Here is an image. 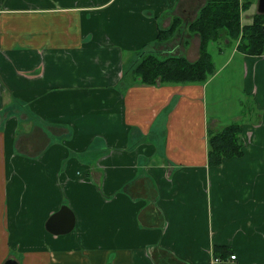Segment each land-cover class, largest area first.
Wrapping results in <instances>:
<instances>
[{"label":"crops","instance_id":"1","mask_svg":"<svg viewBox=\"0 0 264 264\" xmlns=\"http://www.w3.org/2000/svg\"><path fill=\"white\" fill-rule=\"evenodd\" d=\"M186 1L0 0V264H264V219L226 212L229 200L254 207L263 188L264 124L244 115L243 155L206 161L208 133L229 125L207 88L227 92L214 82L238 59L247 112H264V55L231 45L239 55L202 84L148 86L131 73L143 53L198 59L188 25L203 0ZM133 132L164 144L132 148ZM62 206L73 230L48 233Z\"/></svg>","mask_w":264,"mask_h":264},{"label":"trees","instance_id":"2","mask_svg":"<svg viewBox=\"0 0 264 264\" xmlns=\"http://www.w3.org/2000/svg\"><path fill=\"white\" fill-rule=\"evenodd\" d=\"M255 0H203V5L195 20L188 25L190 32L200 38V53L195 62L182 56L168 55L160 59L154 53H143L132 70L135 79L143 85L156 84H202L214 73V63L208 51V43L222 39L245 56L264 54V15L255 14L252 22L241 23V15ZM180 21L173 19L167 30H161L158 39L161 42L174 37ZM240 124H229L217 132L208 133L207 164L219 166L223 160L243 155ZM214 258L224 260L231 253L223 246H214ZM236 258V256H235Z\"/></svg>","mask_w":264,"mask_h":264},{"label":"rangeland","instance_id":"3","mask_svg":"<svg viewBox=\"0 0 264 264\" xmlns=\"http://www.w3.org/2000/svg\"><path fill=\"white\" fill-rule=\"evenodd\" d=\"M256 3L257 0H255L254 3H252V5L250 6V8L247 11L243 12L242 16H240L242 24L245 25L249 22L251 23L253 16L255 14H258ZM189 5H191L192 7H197V5H199V0L186 1V6ZM223 41L224 39L218 42L208 43V51L211 55L210 57H212V61L217 69L222 66V63L225 62V60L228 58V56H230V54L235 56L239 55L238 52H234V45L226 46L223 44ZM219 49L222 50L221 53L219 52ZM239 64L240 62L238 59H230V61L226 65V69H224L225 75L221 74L219 77L216 76V80L214 82L222 84L223 88H225L227 92L223 89H216L215 91H212V86H209L210 88H207L206 102L213 107L212 109H214L216 112L220 113L221 115H223L224 118L227 119L228 122L225 121L226 125L230 124V122L244 124L245 122L241 120V118H243L246 114L250 116L248 118V121L251 126L264 124V121L261 120V114H264L263 111H259L256 114L254 113V115L251 111L247 112L248 108H253L254 101L252 99V96L245 97L244 95H242V82L241 77L239 76L242 72V69ZM211 96H213L214 102L210 101L209 98ZM236 114H239L240 118H237L236 120H230V118H232ZM162 136L163 135L155 136L153 134H150L146 138L142 137L141 140H136L137 134L133 132V134L130 133L129 139L134 140L135 142L132 148H135L138 143H143L154 145L159 150L164 144V137ZM260 146L264 147V143H261ZM151 162L148 163L152 164ZM142 163H144V161L141 158L136 164H138L139 167H142ZM262 185V190L258 191L256 193V196L254 197L256 203L254 207L250 205L248 208L243 203H240L238 206H236L232 200L228 201V205L226 206V212L229 211V206H231V212L233 213L232 219H264V184ZM229 191L230 190L227 189L226 193H228ZM200 196L206 199V194L203 191L200 192ZM213 205L215 208V204ZM214 241L220 242V240L217 238H215ZM200 243L201 245H205L204 241H200ZM207 255L209 256V254Z\"/></svg>","mask_w":264,"mask_h":264},{"label":"water","instance_id":"4","mask_svg":"<svg viewBox=\"0 0 264 264\" xmlns=\"http://www.w3.org/2000/svg\"><path fill=\"white\" fill-rule=\"evenodd\" d=\"M257 13L264 15V0H257ZM75 226L74 214L67 206H62L52 214L46 222V230L53 235H64L70 233ZM4 264H17L13 259H8Z\"/></svg>","mask_w":264,"mask_h":264},{"label":"built area","instance_id":"5","mask_svg":"<svg viewBox=\"0 0 264 264\" xmlns=\"http://www.w3.org/2000/svg\"><path fill=\"white\" fill-rule=\"evenodd\" d=\"M235 259V256H231V260H234Z\"/></svg>","mask_w":264,"mask_h":264}]
</instances>
